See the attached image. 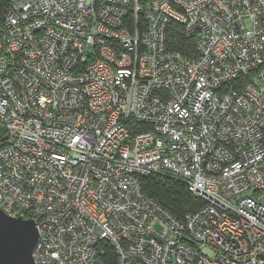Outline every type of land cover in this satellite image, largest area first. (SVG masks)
Returning a JSON list of instances; mask_svg holds the SVG:
<instances>
[{"label": "built area", "instance_id": "2783aa9c", "mask_svg": "<svg viewBox=\"0 0 264 264\" xmlns=\"http://www.w3.org/2000/svg\"><path fill=\"white\" fill-rule=\"evenodd\" d=\"M0 127V207L34 220L36 264H264V0H12ZM154 175L204 207L174 218Z\"/></svg>", "mask_w": 264, "mask_h": 264}, {"label": "trees", "instance_id": "16d2710c", "mask_svg": "<svg viewBox=\"0 0 264 264\" xmlns=\"http://www.w3.org/2000/svg\"><path fill=\"white\" fill-rule=\"evenodd\" d=\"M12 0H0V22L5 19L6 13ZM141 4H148L151 0H140ZM168 48L172 51L181 52L187 57H196L197 50L195 39L188 36L184 29L178 24H173L167 32ZM4 134V133H3ZM141 186L143 191L156 199L162 207H165L174 218L185 221L189 213L196 212L204 207L205 201L193 195L187 184L165 176L142 177ZM116 254L109 249L108 263H114Z\"/></svg>", "mask_w": 264, "mask_h": 264}, {"label": "water", "instance_id": "95a60500", "mask_svg": "<svg viewBox=\"0 0 264 264\" xmlns=\"http://www.w3.org/2000/svg\"><path fill=\"white\" fill-rule=\"evenodd\" d=\"M38 239L32 218L11 216L0 207V264H36L33 253Z\"/></svg>", "mask_w": 264, "mask_h": 264}, {"label": "rangeland", "instance_id": "374dc122", "mask_svg": "<svg viewBox=\"0 0 264 264\" xmlns=\"http://www.w3.org/2000/svg\"><path fill=\"white\" fill-rule=\"evenodd\" d=\"M3 133H4V132H3L2 128L0 127V138H2V137L4 136ZM261 202H262V203L264 202V195L262 196Z\"/></svg>", "mask_w": 264, "mask_h": 264}]
</instances>
